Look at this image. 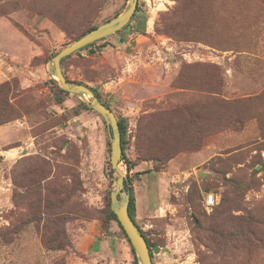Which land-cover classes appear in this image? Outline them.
I'll return each mask as SVG.
<instances>
[{
	"label": "rangeland",
	"instance_id": "374dc122",
	"mask_svg": "<svg viewBox=\"0 0 264 264\" xmlns=\"http://www.w3.org/2000/svg\"><path fill=\"white\" fill-rule=\"evenodd\" d=\"M127 4L0 0L3 81H18L26 96L24 128L0 131V143L34 137L29 152L51 161L59 184H71L73 173L82 183L73 201L87 216L107 210L117 179L107 126L97 112L84 109L82 98L50 82L48 63ZM64 68L71 81L95 90L126 121L120 169L131 179L136 222L151 248L160 249L154 264H264V98L256 97L264 90V0H188L181 9L178 0H139L127 29L76 52ZM215 89L222 95L204 111L203 102L213 98L207 91ZM171 108H177L173 117L155 114ZM190 108L205 120L197 124L200 144L181 148L168 162L152 160L151 154L174 149V137L195 134ZM153 137L155 150L149 149ZM12 168L0 158V194ZM236 181L244 184L237 192ZM210 194L217 203L207 209ZM222 205L233 219L247 221L250 213L254 227L238 230L237 240L202 229ZM7 209L0 203V216ZM253 229L256 236L247 232ZM99 230V245L77 251L68 263L135 264L137 254L117 222L105 229L100 222ZM13 254L22 264L51 262L34 233ZM12 256L0 245V264Z\"/></svg>",
	"mask_w": 264,
	"mask_h": 264
},
{
	"label": "trees",
	"instance_id": "16d2710c",
	"mask_svg": "<svg viewBox=\"0 0 264 264\" xmlns=\"http://www.w3.org/2000/svg\"><path fill=\"white\" fill-rule=\"evenodd\" d=\"M178 1H179L180 9L181 7L185 8L188 2V0H178ZM135 17H136V13L133 18ZM97 27H99V25L90 27L86 32H83L80 36H78L76 40L73 41V43L78 41L85 35H87L89 32L93 31ZM127 28L128 26L125 27L124 29ZM71 44L66 45L65 48ZM94 44L95 43L81 49L80 51L90 48ZM58 53H56L54 57ZM74 55L75 54L66 57L62 61V69L64 75L67 78V80L70 82L73 81H71L67 77L65 73L64 65ZM49 80L56 87L57 84L55 83V81L50 78ZM77 84L84 85L82 83H77ZM215 90L216 91L214 90L207 91V94H209L213 98H209L205 102H203L204 111L208 109L207 108L208 101L209 103L214 104L215 97L216 98L221 97L222 95L221 91L219 92L217 89ZM92 91L101 100L97 92L93 89ZM60 92L69 95V93L63 90H60ZM24 94L25 92L20 91L18 87V81H5L0 83V126L4 124L12 123L23 117L24 113L21 112H23L24 109L23 103L24 100L26 99V96L24 97ZM256 97L264 98V90L263 92H261L260 95ZM103 103L105 104V102ZM198 104L201 105L200 101H198ZM105 105L108 108H110L109 105L107 104ZM195 106H193L195 109L200 110L197 106L196 107ZM83 107L84 109L89 110V108L86 105H83ZM184 108L188 109V106H185ZM176 111L177 108L175 109L171 108V109H167L166 111L156 112L155 114H157V116L161 119L165 116L173 117ZM193 112H195L196 114ZM189 117H190L189 126L195 128V134L188 136L183 135L182 137H178V136L174 137V149L170 153L163 152L161 150L159 152H156L155 154H151L152 160H156L157 162L160 163L168 162L177 155V151H180L181 148L183 147L196 148V146L200 144L202 139L201 137L198 136V134H200L201 132L198 131L197 124L205 120L198 116V111H192L191 108H190ZM118 122L122 134V148L124 153L122 160H126L125 147L127 144V139H126L127 124L124 119H118ZM149 140H150L149 149L155 150L157 146L156 137L150 138ZM164 145L165 143L159 144L161 148ZM27 162H30V164L28 165L29 167H26ZM38 164L42 166V169ZM32 170L34 171L32 172L33 175H31V173L28 175V172L29 171L31 172ZM53 170H54V165L51 163V161L50 160L48 161V159H46L44 156L40 154H35L29 157H23L13 165L12 180L14 186H13L12 201H13L14 209L11 211V215L9 217L11 219V224L10 227L8 228L0 229L1 247L7 248V251L9 253L8 256L11 254V256L13 255L12 256L13 258L16 257L14 259H11L10 264L23 263V260L18 258V256L14 255L13 253L15 251L21 250V245L24 242V238L28 237V235L32 233H34L39 239L46 258H49L51 261L50 264H68L67 259L69 256L73 254L75 255L80 254L77 252L78 250L75 247L76 244L74 242V237L72 234L73 232L75 233V231L78 230L77 227H80L81 223L83 222L98 220L101 222L102 228L105 229L107 228L109 223L114 221L118 223L123 233L126 235L116 215L111 210L110 197H108L107 210L104 211V213L96 212L95 215L87 216L86 211L84 209H81L80 202L75 200L73 201V198L81 191L82 183L79 184L75 183V174L73 173L71 175L72 178L71 184H68L66 181H64L66 183L59 184L57 175L53 172ZM114 172H115L114 170H111V173ZM16 173L20 174V177H18V174ZM15 174L16 177L14 178ZM130 182L131 179L128 177L127 181L125 182V188L126 190H129L131 192V202L129 207L130 215L135 225L140 229L141 233L144 235L149 247H152L149 238L147 237L145 232L141 230V228L138 226L136 222V218H135L136 209H137L136 200ZM235 185H236L235 192H237L238 187H244L243 183L237 181ZM220 208L222 209L219 211L218 216L216 218L215 217L212 218L211 221L207 223V225H201L202 229L206 231L218 233L221 236L223 233L225 234L229 233L230 236L227 235L228 238L237 240L238 239L237 237L239 235L238 230L242 231V228L246 227V224L248 228L254 227L253 225L255 221L250 213H248L247 215V221H243L242 219H235V218L233 219L230 214L228 215L227 213L230 212V209L228 207L223 208L222 205V207ZM99 215L101 216V218L98 217ZM247 232L252 236L255 233L254 229L250 231L247 230ZM132 251L135 254L133 248ZM135 264H139L137 257H135Z\"/></svg>",
	"mask_w": 264,
	"mask_h": 264
},
{
	"label": "water",
	"instance_id": "95a60500",
	"mask_svg": "<svg viewBox=\"0 0 264 264\" xmlns=\"http://www.w3.org/2000/svg\"><path fill=\"white\" fill-rule=\"evenodd\" d=\"M139 0H128V4L119 16L100 25L87 35L72 43L59 52L48 63V72L51 79L65 92L79 96L83 99L85 105L97 112L105 121L111 145V166L117 173V179L114 190L110 195V207L116 215L121 227L126 233L135 253L139 264H154L153 255L160 252L158 247H149L144 235L135 225L129 211L131 202V192L126 190L125 182L127 174L120 169V163L123 159L122 134L118 118L111 108H108L90 89L81 84L73 83L67 80L62 69V61L81 49L96 43L100 40L114 35L129 25L133 19Z\"/></svg>",
	"mask_w": 264,
	"mask_h": 264
},
{
	"label": "crops",
	"instance_id": "0c3cea01",
	"mask_svg": "<svg viewBox=\"0 0 264 264\" xmlns=\"http://www.w3.org/2000/svg\"><path fill=\"white\" fill-rule=\"evenodd\" d=\"M2 63H3V60L0 57V83H2L3 78H7L6 73L2 69L3 68ZM24 119L1 125L0 131L8 130V129H21L22 127L24 128L25 126V123L23 122ZM1 136L2 135L0 132V137ZM30 139H31L30 141L17 140V141H14L13 143H0V149H2L3 147L5 148L7 146V148L0 150V156H1L0 158L2 160V164L5 166H9L11 169V167H13V165L17 163L23 157H29V156H33L37 154L34 151L29 152V150L33 149V146H34V137L31 136ZM5 181H6L7 187L6 189L4 188L3 193L0 194V203L7 205L8 209L7 211H3V212H6L4 217L0 216V229L10 227L11 219L9 217L11 215V211L14 209V205L12 201L13 186H14L12 175L9 174V178L6 179ZM77 229L78 230H76L75 233L73 232L72 235L74 237V242L76 244L75 247L79 252L85 253L86 251H90L89 249L91 248V246L99 245L100 238L98 235L100 233V230H99L100 221L93 220V221L83 222L81 223L80 227H77ZM5 249H6L7 256H8L9 253L7 251V248ZM72 257L69 259H72ZM10 262H11V259L9 260V263L7 262V264H10Z\"/></svg>",
	"mask_w": 264,
	"mask_h": 264
},
{
	"label": "built area",
	"instance_id": "2783aa9c",
	"mask_svg": "<svg viewBox=\"0 0 264 264\" xmlns=\"http://www.w3.org/2000/svg\"><path fill=\"white\" fill-rule=\"evenodd\" d=\"M216 203H217V199H216V197H215L214 194H210V195H208V196L206 197V199H205V205H206V208H207V209L212 208L213 206L216 205Z\"/></svg>",
	"mask_w": 264,
	"mask_h": 264
}]
</instances>
